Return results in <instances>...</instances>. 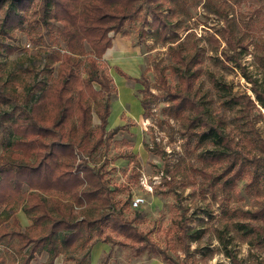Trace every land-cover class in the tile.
Here are the masks:
<instances>
[{
  "label": "trees",
  "instance_id": "16d2710c",
  "mask_svg": "<svg viewBox=\"0 0 264 264\" xmlns=\"http://www.w3.org/2000/svg\"><path fill=\"white\" fill-rule=\"evenodd\" d=\"M187 0H0L1 33L10 35L12 28L33 30L41 23H56L63 46L46 51L47 75L33 79L17 89L16 79L0 77V132H7L0 163V264H30L36 255L45 252L47 264L61 254L83 251L75 264L84 263L89 249L97 240L129 246L137 253L146 249L164 260L178 264L165 248L124 217L113 204L114 189L105 178L102 167L90 160L99 148L110 146L114 135L122 129H107L111 113L110 97L116 92L113 78L104 58L112 47L113 36L125 24L140 17L141 28L149 27V36L166 43L170 63L154 64L155 81L160 90L150 91L145 78L134 80L150 94L140 105L144 116L150 104L165 97L169 114L181 126V133L194 137L196 144L208 141L206 152L210 166L196 170L207 186L215 184L230 189L247 166H251L252 187L258 168L264 165V137L248 123L245 136L227 129L224 106L242 104L240 116L264 109V86L248 73L241 57L247 45L226 24L218 30L226 44L223 60L230 61L251 84L252 94L232 91L230 84L213 74L209 81L220 98L218 108L209 112L206 89H201L203 57L195 41L185 45L180 40L181 26L172 21ZM36 14L27 19L29 8ZM209 39L219 46L215 35ZM8 50L6 43H0ZM264 64V52L259 56ZM115 71L130 76L120 67ZM94 115L98 124H94ZM9 128V129H8ZM243 139V141H242ZM132 156L125 153L121 157ZM137 163V161H135ZM24 185L26 189H24ZM22 210L31 223L22 226L16 215ZM247 221L232 223L243 236L264 246V198L254 210L242 211ZM11 219V223H7ZM175 238L185 247L190 227L183 215L174 219ZM220 238L223 237L220 235ZM233 262L240 264L231 252ZM82 258V259H81Z\"/></svg>",
  "mask_w": 264,
  "mask_h": 264
},
{
  "label": "rangeland",
  "instance_id": "374dc122",
  "mask_svg": "<svg viewBox=\"0 0 264 264\" xmlns=\"http://www.w3.org/2000/svg\"><path fill=\"white\" fill-rule=\"evenodd\" d=\"M25 15L27 19L36 17L31 7ZM1 18L0 14V31ZM141 22L140 17L127 22L122 32L113 36V47L104 56L116 87L110 97L111 121L115 122L113 127L122 125L123 128L114 135L108 148H99L90 164L105 171L106 181L114 189L112 198L116 209H122L127 219L135 217L134 225L165 248L178 264H237L228 256V251L240 264H264V246L243 236L232 223L233 220L247 221L249 216L242 211L260 207L264 198V165L258 168L252 187L247 186L251 166L245 168L230 189L222 190L217 184L209 187L196 169L211 165L206 157L210 142L197 145L194 137L182 134L180 124L169 114L165 97L153 101L148 115L144 116L140 100L143 96L149 99L150 94L134 78L142 80L143 76L150 91L160 92L154 64L167 65L170 58L166 43L149 36L150 28H141ZM172 22L181 26L180 40L187 46L195 41L203 57L200 86L207 91L211 114L218 108L220 98L209 81L210 74L230 84L233 92L252 94L251 84L240 70L223 60L221 51L227 47L219 37L222 25L230 26L247 45V54L241 57V62L264 86V64L259 60L264 52V0H187L185 9L178 10ZM24 25L26 29L12 28L10 35L0 32V43L14 49L10 51L0 45V77L18 80L20 92L31 80L46 77V51L64 45L55 29L56 23L49 29L42 23L33 30L27 29L26 22ZM210 35L219 38V46L209 39ZM115 66L130 77L120 76ZM242 107L235 103L224 106L227 129L243 137L248 123H252L260 137H264V109L262 115L254 110L242 117ZM93 121L98 124L95 115ZM110 125L108 120L107 129L113 128ZM6 134L0 132V163ZM125 153L132 156L121 157ZM134 196L144 198L137 208L131 204ZM0 213L7 214L3 206ZM16 215L22 226L31 223L22 210ZM180 215L190 227L185 247L174 234L173 221ZM260 223L264 224V220ZM83 254V251L61 254L53 264H75ZM46 257L42 252L30 264H47ZM83 257L82 264H172L151 250L137 253L129 246L100 240Z\"/></svg>",
  "mask_w": 264,
  "mask_h": 264
},
{
  "label": "built area",
  "instance_id": "2783aa9c",
  "mask_svg": "<svg viewBox=\"0 0 264 264\" xmlns=\"http://www.w3.org/2000/svg\"><path fill=\"white\" fill-rule=\"evenodd\" d=\"M143 201H144V198L143 197H141V196H134L132 198V202H131L132 207L137 208L138 206H140L143 203Z\"/></svg>",
  "mask_w": 264,
  "mask_h": 264
},
{
  "label": "crops",
  "instance_id": "0c3cea01",
  "mask_svg": "<svg viewBox=\"0 0 264 264\" xmlns=\"http://www.w3.org/2000/svg\"><path fill=\"white\" fill-rule=\"evenodd\" d=\"M112 47H113V44H112ZM112 47H111V48H112ZM111 48L107 49L106 53H107L109 50H111ZM106 53H105V54H106ZM105 54H104V56H105ZM104 58H105V57H104ZM112 112H113V111L111 110V113H110V115H109V116H110V118H109V121H110V122H111V124H112V126L110 125L111 127H113V126H114V124H115V122H114V121H111V114H112ZM112 122H113V123H112Z\"/></svg>",
  "mask_w": 264,
  "mask_h": 264
}]
</instances>
